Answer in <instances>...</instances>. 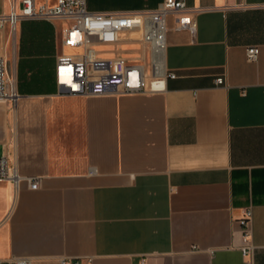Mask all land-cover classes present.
<instances>
[{"label": "crops", "instance_id": "obj_1", "mask_svg": "<svg viewBox=\"0 0 264 264\" xmlns=\"http://www.w3.org/2000/svg\"><path fill=\"white\" fill-rule=\"evenodd\" d=\"M161 1L85 7L131 13ZM182 1L195 33L167 17L174 79L152 96L58 95L64 24L0 28L18 95L0 102V157L23 179L0 183V264H264V0ZM19 8L0 0V17Z\"/></svg>", "mask_w": 264, "mask_h": 264}, {"label": "built area", "instance_id": "obj_2", "mask_svg": "<svg viewBox=\"0 0 264 264\" xmlns=\"http://www.w3.org/2000/svg\"><path fill=\"white\" fill-rule=\"evenodd\" d=\"M18 12L10 10L0 17V28L13 36L20 20L59 21L61 53L55 58L54 84L58 95L82 98L102 96H152L165 92L166 82L174 79L164 64L166 19L175 17L176 31L191 37L195 23L182 0H162L154 9L131 13L89 12L85 0H55L51 6L36 5L35 0H19ZM247 9L249 6L236 5ZM258 49H244L245 61H256ZM221 84V79L216 80ZM18 98L14 77L8 76L6 58L0 54V102L14 104ZM23 179L0 157V183L16 189ZM34 190L36 180H28ZM251 213L242 211L238 220L240 241L247 247ZM245 252H243L244 254ZM13 264H27L16 261ZM67 264V263H61Z\"/></svg>", "mask_w": 264, "mask_h": 264}, {"label": "rangeland", "instance_id": "obj_3", "mask_svg": "<svg viewBox=\"0 0 264 264\" xmlns=\"http://www.w3.org/2000/svg\"><path fill=\"white\" fill-rule=\"evenodd\" d=\"M9 52L11 54V51H9ZM12 70H13V61H12L11 56L8 55L7 60H6V71H7L8 76L13 77Z\"/></svg>", "mask_w": 264, "mask_h": 264}]
</instances>
